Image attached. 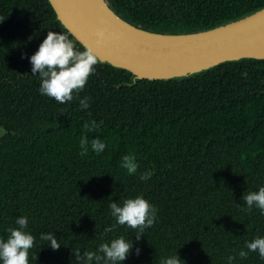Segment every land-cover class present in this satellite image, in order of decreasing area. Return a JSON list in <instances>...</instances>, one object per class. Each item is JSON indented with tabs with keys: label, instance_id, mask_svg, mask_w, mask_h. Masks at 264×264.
<instances>
[{
	"label": "trees",
	"instance_id": "trees-1",
	"mask_svg": "<svg viewBox=\"0 0 264 264\" xmlns=\"http://www.w3.org/2000/svg\"><path fill=\"white\" fill-rule=\"evenodd\" d=\"M107 1L131 23L163 32L207 29L264 6V0ZM49 31L85 48L49 0H0V125L6 130L0 239L27 216L25 231L35 237L29 264H79L73 249L83 256L121 236L133 247L119 264H160L177 254L184 264H229L230 256L232 264H264L258 252L239 257L247 242L264 238V213L242 210L244 194L264 187V59L133 85L131 72L99 62L84 89L61 104L40 93L30 63ZM84 97L87 109L80 107ZM92 120L99 128L89 132L84 124ZM82 136L89 140L86 156ZM97 137L106 145L102 153L90 146ZM130 154L139 164L134 175L121 167ZM149 170L151 178L141 180ZM137 196L156 209L140 240L138 229L118 225L109 207ZM43 232L55 233L61 247L53 250L40 239Z\"/></svg>",
	"mask_w": 264,
	"mask_h": 264
},
{
	"label": "water",
	"instance_id": "water-1",
	"mask_svg": "<svg viewBox=\"0 0 264 264\" xmlns=\"http://www.w3.org/2000/svg\"><path fill=\"white\" fill-rule=\"evenodd\" d=\"M57 19L100 62L138 80L184 79L223 63L264 59V6L207 29L163 32L135 25L107 0H49ZM6 132L0 125V137Z\"/></svg>",
	"mask_w": 264,
	"mask_h": 264
},
{
	"label": "clouds",
	"instance_id": "clouds-1",
	"mask_svg": "<svg viewBox=\"0 0 264 264\" xmlns=\"http://www.w3.org/2000/svg\"><path fill=\"white\" fill-rule=\"evenodd\" d=\"M100 62L96 52L91 47H85L82 51L77 49L73 40L66 34H59L49 31L46 39L40 44L38 51L30 57L33 75L38 74L41 85L42 95L54 98L57 102L64 104L73 100V93L81 92L88 82L90 75L95 71V65ZM89 98L84 97L80 100V107H89ZM101 123H103L101 121ZM84 128L91 132L99 128L95 120L90 123L85 122ZM91 149L96 153H102L106 145L99 137L91 140ZM80 155L86 156L89 151V140L87 136L80 138ZM121 167L126 169L129 175L137 173L139 164L134 155H124ZM151 170L141 174L140 178L147 181L151 178ZM243 211L251 213L253 207L258 208L264 213V187L258 191L247 192L242 197ZM111 214L116 219L118 225H127L131 229H138L136 240H140L147 228L153 226L156 220V209L143 196L126 199L123 206L113 201L109 205ZM241 207V204H238ZM18 227L9 228L7 239H0V260L3 264H29V250L33 247L35 237L25 231L28 225V217L20 216L16 219ZM114 226L105 229L111 232ZM40 239L50 242L48 245L53 250H58L61 244L58 242L55 233L43 232ZM132 241H126L123 236L113 239L110 243H102L96 251H83L73 249L74 256L79 264H119L123 262L131 252ZM245 250L239 251V257L244 259L249 252H258L261 259H264V238L257 237L245 244ZM140 249L136 250L139 255ZM235 256L228 258L229 264ZM179 255L171 256L160 261V264H182ZM184 264V262H183Z\"/></svg>",
	"mask_w": 264,
	"mask_h": 264
}]
</instances>
